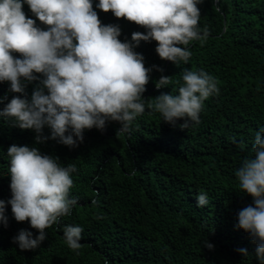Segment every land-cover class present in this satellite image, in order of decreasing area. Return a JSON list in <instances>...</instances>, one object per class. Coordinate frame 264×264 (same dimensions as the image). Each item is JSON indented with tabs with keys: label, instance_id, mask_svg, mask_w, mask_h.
I'll return each instance as SVG.
<instances>
[{
	"label": "trees",
	"instance_id": "obj_1",
	"mask_svg": "<svg viewBox=\"0 0 264 264\" xmlns=\"http://www.w3.org/2000/svg\"><path fill=\"white\" fill-rule=\"evenodd\" d=\"M198 8L200 28L209 34L189 44L187 64L161 60L156 41H141L135 49L146 67L164 68L163 73L153 69L144 99L178 94L185 68L215 77L219 92L204 102L198 124L182 130L183 120L172 126L146 104L129 133L117 136L121 125L108 122L104 131L85 130L84 142L70 149L55 140L36 145L33 130L0 118V199L11 198L7 149L12 144L37 146L64 166L74 164L70 196L78 199L71 215L46 229L40 247L23 251L12 238L20 229L34 237L38 232L27 221L17 222L7 205L8 226L0 224V264H260L249 234L236 227L239 210L253 199L238 191L235 172L254 155L255 133L264 127V0H202ZM23 11L36 19L27 4ZM96 11L104 24H119L122 41L145 31L111 12ZM162 74L172 83L158 90L155 81ZM34 86L26 85L29 98ZM8 89V82L0 83V97L17 95ZM44 134H50L47 127ZM201 191L209 198L205 207H197ZM65 225L83 228L78 254L63 239Z\"/></svg>",
	"mask_w": 264,
	"mask_h": 264
},
{
	"label": "clouds",
	"instance_id": "obj_2",
	"mask_svg": "<svg viewBox=\"0 0 264 264\" xmlns=\"http://www.w3.org/2000/svg\"><path fill=\"white\" fill-rule=\"evenodd\" d=\"M201 2L98 0L94 6L93 0H0V83L8 82V91L17 94L10 100L0 97V118L21 130H33L36 145L55 140L70 149L84 142L85 130L104 131L108 122L121 125L117 136L129 133L146 104L172 126L183 120L182 130L198 124L204 102L219 92L215 77L203 69L185 68L178 94L161 92L144 99L153 69L163 73L164 68L146 67L145 57L135 49L141 41H156L161 60L187 64L189 44L203 42L209 34L199 25ZM24 4L36 19L26 15ZM96 9L145 31H134L131 40L122 41L119 24H104ZM27 83L35 85L30 98ZM171 83V76L162 74L155 87L159 90ZM45 127L49 135L44 134ZM252 153L235 172L238 191L253 199L239 210L236 227L249 234L256 257L264 264V127L255 133ZM7 156L11 198L0 199V224L8 226L5 213L10 205L17 222L27 221L38 232L34 237L32 231L20 229L12 242L22 251L34 250L47 239L46 229L77 206L78 199L70 196L76 166H64L58 156L44 154L37 146L12 144ZM196 200L197 207L209 204L204 191ZM82 233L78 225L63 227L66 245L77 254ZM205 246L214 248L207 242ZM237 251L249 255L246 248Z\"/></svg>",
	"mask_w": 264,
	"mask_h": 264
}]
</instances>
